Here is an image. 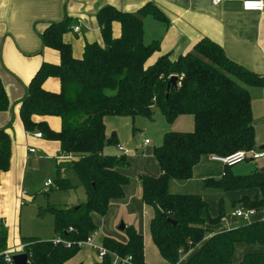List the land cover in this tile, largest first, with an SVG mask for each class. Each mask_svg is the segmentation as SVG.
Here are the masks:
<instances>
[{
    "label": "trees",
    "instance_id": "trees-1",
    "mask_svg": "<svg viewBox=\"0 0 264 264\" xmlns=\"http://www.w3.org/2000/svg\"><path fill=\"white\" fill-rule=\"evenodd\" d=\"M148 15L165 20L152 2L136 12L103 7L97 15L103 44L87 42L81 58L73 55L72 46L63 38L71 29L70 17L49 23L40 33L44 46L58 50L60 62L44 63L32 78L26 95L18 101L22 122L25 130L39 131L60 143L62 153L70 158L65 172L71 169L77 174L87 200L76 208H47L54 217L55 237H22L30 264H65L79 252L78 244L98 229L93 215L104 216L112 200L125 196L124 186L131 180L119 168L129 162L125 154L104 153L105 147L117 143L116 133L107 137L105 117H151L155 107L169 122L181 114L194 118L193 130L165 132L162 144L155 148L160 174L139 178L142 201L154 211L149 230L160 255L171 264H231L237 243L264 247V220L244 221L213 232L206 225L221 222L226 213L223 201L218 216L212 217L201 195L169 191L172 180L193 177L203 155L227 156L255 148L249 86L261 84L263 77L231 61L224 49L207 37L176 60L164 54L147 64L160 50V40L144 42ZM113 22L121 25V35L116 38ZM173 75L178 77L177 85L168 89ZM48 77L59 78V92L43 88ZM11 107L0 77V112ZM34 115L59 117L61 129L54 131L47 122L35 121ZM11 126L12 122L0 127V177L10 168L12 138L7 129ZM61 168H57L55 182L60 189H71L73 185ZM204 184L224 190L257 188L259 194L243 196L234 205L255 210L264 207V171L233 175L226 168L220 179L207 178ZM205 209L207 216L203 217ZM124 230L125 242L102 239L107 253L95 264H112L116 255L131 256L126 264H147L143 234L134 225ZM6 239L1 224L0 264H8L4 258ZM240 264H264V250L245 253Z\"/></svg>",
    "mask_w": 264,
    "mask_h": 264
},
{
    "label": "crops",
    "instance_id": "crops-1",
    "mask_svg": "<svg viewBox=\"0 0 264 264\" xmlns=\"http://www.w3.org/2000/svg\"><path fill=\"white\" fill-rule=\"evenodd\" d=\"M243 1L244 0H227L220 4H214L212 0H0V77L12 103L10 109L0 112V127L7 126L8 123L13 120L12 126L7 129L12 138L11 163L9 170L3 172L5 174L4 178L6 180L9 179L12 183L11 174H14V168L25 169V166L31 161H33L34 164H38V162L35 161L36 158V160L44 158L49 159L41 156L42 154H40L37 149L34 152L30 151V149H33L35 146L50 149L49 153H53L47 155V157H51L55 161L52 166L50 165L51 171L48 173L50 177L55 176L54 182L58 167H62V175L67 176V170L65 172V169L70 163V158L62 155L60 143L57 140H49L43 136L37 137L34 134L37 131L29 132L25 130L20 112L21 104L18 101L26 95L27 87L32 78L44 63L58 64L60 62L58 50L44 46L40 38V33L49 26V23L61 21L65 17H70L72 19L71 29L64 34L63 38L65 42L72 46V37L74 36L77 40L80 38V34L83 35L84 43L82 51H73V55L76 58H81L84 46L87 42L96 41L103 44V37L101 35L97 15L99 11L107 5H112L123 11L136 12L148 2H152L159 8L162 15L165 16V20L157 19L152 15H148L145 18L144 42L146 41L145 43L148 44L147 41H153L155 39L160 40V50L153 54L147 64L153 63L160 55L164 54H169L171 60H176L181 54H185L192 50L199 40L207 37L218 43L231 61L263 77V82L261 84L249 86V92L251 96L253 125L256 134L255 148L264 149V10L246 11L242 7ZM86 24L90 25L87 31L85 30ZM75 25L81 27L79 31L73 29ZM112 29L113 37L116 38L121 35V25L119 22H113ZM96 32L99 33V37L94 36ZM12 57L15 58L12 63L14 68L10 64ZM19 61L22 62L20 65ZM14 70L15 74L12 73ZM43 88L48 91L59 92L61 89L59 78L48 77L43 83ZM33 119L37 122H47L54 131H59L61 129V119L57 116L34 115ZM115 122L119 125L124 122L123 127L114 130L111 125ZM129 127V119L105 117V132L107 137H110L112 133H116L117 138V143L112 145L114 150H109L108 147L105 149L107 154L117 156L122 154L127 156L126 153H129V155L133 154L130 149L119 148V146L123 148V141L129 136ZM191 130L192 128L187 131ZM145 141L146 140H144L142 146H138V148L150 145L151 142L145 143ZM29 146L30 148H27ZM118 151H123V153L120 154ZM58 155L59 159L55 158ZM249 160L252 161V159ZM221 165L222 163L213 160L211 155H203L200 162L194 168L193 176L199 173L200 176H215L214 179H220L223 176H220L222 171ZM212 167H214L213 171H211ZM126 168L128 167L119 168V170L125 175L130 176L129 169ZM251 170L252 173L255 171H264V158L259 159V163L256 164L255 168L250 167L249 171ZM229 171L233 175H238L233 169L232 171L229 169ZM145 172L147 173L145 175L158 176L160 174L159 164L158 169L155 167L153 172H148L146 168ZM22 173L23 172H17L14 174V176H21L16 178L15 185L11 186L9 190L10 196L6 195L8 191L5 192L3 187H0V192L2 193L0 198V218L2 219L4 216L7 217V223L5 226L3 225L7 233V239L4 243V248L6 249L9 235L15 231L14 219L16 207L17 205L20 207L23 206L20 202L22 199L21 196L23 197L25 194L22 184L26 182V177L25 173ZM192 178L188 180L174 179L171 183H186ZM48 179L50 178H47L43 182V186ZM129 184L124 186V192L128 189V196L112 200L109 207H118L124 204L129 209V212H138L140 216L142 214L141 222L143 229L140 223L138 225L139 229H137L143 234L146 263L171 264L160 255L158 248L152 240L149 226L154 211L142 201L140 181H138L140 194L137 192V188H134L136 185L129 188ZM52 185H54V183H52L48 189H50ZM206 187L212 189L216 193L215 195L219 200V208L221 201H223L225 212L227 211L230 217L229 220H226L225 214L221 222L217 224H207L206 226L213 232L229 229L243 223L244 221L235 215L236 209L243 207H240L239 204H236L237 207H235L234 204L239 202L243 196L253 197L259 194V189L257 188L224 190L214 186ZM137 194L140 195L141 200H139ZM203 199L205 200L204 197ZM207 204L209 214L212 217L218 216L219 212L218 214L211 213L209 210V203L207 202ZM263 209L264 207L260 210L254 209L255 211L251 215L249 222L264 220ZM95 216L99 215H93V221L96 225L97 221ZM99 217L103 218L104 216ZM102 218L100 219L102 220ZM236 221L240 222L237 223ZM234 223L237 224L233 225ZM1 224L0 222V225ZM117 230L123 231L119 229V225ZM126 240L127 238H120V241L125 242ZM19 247L21 249L22 244ZM90 248L91 245H83L79 252L65 264H95L97 259L95 260L90 255L88 257L83 255V253L86 254ZM263 250L264 247L260 244L249 245L243 242L237 243L235 252L241 255L238 261L235 256V260L233 258L231 264H240L245 253L260 252ZM20 252H22V249ZM161 258H163L164 262ZM183 258H185V256L182 257L181 260H183Z\"/></svg>",
    "mask_w": 264,
    "mask_h": 264
},
{
    "label": "rangeland",
    "instance_id": "rangeland-1",
    "mask_svg": "<svg viewBox=\"0 0 264 264\" xmlns=\"http://www.w3.org/2000/svg\"><path fill=\"white\" fill-rule=\"evenodd\" d=\"M89 26L90 25L86 24V28H85L86 31L88 30ZM94 36L99 37V33L98 32L94 33ZM147 42L149 44L152 42V40ZM83 43H84V37L82 34H80V38L77 40L73 36L72 37L73 51L81 52ZM14 60H15L14 57H12L10 60L11 62L10 64L13 68L14 66L12 65V63ZM20 63L22 62L19 61V65ZM12 73L15 74V70L12 71ZM153 109L154 111L151 117L136 116L135 118L132 117L125 118L122 116H109V117H116L119 119L130 120L129 136H127L123 141V149L125 148L130 149L133 154L129 155V153H126L128 156L127 159L129 165L120 166V167L121 168L128 167L126 169H129V175H130L129 177L131 180L129 184V188L132 187L133 185H136L134 188H137V192H139V194H140V190L138 189V181L140 176L147 174L145 172V168L146 170H148V172H153V169L155 167L158 169L157 160L154 156V150L157 146H160L162 144V138L165 132L174 131V130L187 131L190 130L191 128L192 130L194 129V118L190 114L179 115L174 121L169 122L166 116L158 108L155 107ZM11 122H13V120ZM123 124L124 122L121 125L115 122L114 124L111 125V127L114 130H117V129H121L123 127ZM134 128H136V130L133 133ZM144 140H148L149 142H151L150 145L138 148V146H142ZM27 148H30V146ZM106 148L107 147H105V149ZM108 148L109 150H114V147L112 145H109ZM33 149L39 150V153L42 154L41 156L49 159L44 158V159L36 160L37 159L36 158L35 161H37L38 164H34V162L31 161L25 166V169L14 168V172H13L14 174H16L17 172L25 173L26 182L23 181L24 183L22 184V180H21V184L25 190L24 196L23 197L21 196L22 198L21 201L23 202V206L20 207L19 205H17L16 207V215L14 219L15 231L9 235V239L7 240V249L5 251L6 254L9 256L20 253L21 249L19 246L22 244V237L49 238L55 236L54 217L50 212L46 211L49 206L56 205L59 207L76 208L78 207V205L84 203L87 200L85 188L81 183L79 177L73 170L71 169L67 170V176L70 179L73 187L71 189L58 188L56 182H54L55 176L50 177L48 175V173L51 171V166L55 161L53 158L47 157V155H51L53 153H49L50 149H45L40 146H35ZM105 149H104V153H106ZM118 153L121 154L123 153V151H118ZM62 155L64 156V154ZM55 158L59 159V155ZM221 163H222L221 165L222 171L220 176L224 174L225 172L224 168L225 170L226 168H229L231 171L233 169L238 173V175H247L252 173V170L254 169L249 171L250 167L255 168L256 164L259 163V160L251 161L247 159L240 162L238 165L235 164L236 166L234 165L227 166L225 163L223 162ZM213 170L214 167L211 168V171ZM14 174H11L12 175L11 180H13L11 183L9 179L6 180L4 178L5 174L3 172L1 173L2 176L0 177V187H3V190L5 192L8 191L6 193V195L8 196H10L9 190L11 186L15 185L16 178H19L21 176V175L14 176ZM214 177L215 176L204 177V176H200L199 173L198 174L196 173L193 176V178L186 183L172 182L170 184V191L172 193H180V194H199L203 196L205 200L209 203L210 212L213 214L216 213L218 214L219 200L215 195L216 193L212 189L210 188L208 189L206 186L204 187L205 178L207 179ZM47 178H50V180H52V182L54 183V185H52L50 189L48 188L45 189L43 186V182ZM128 194L129 193L127 189L125 191V197H127ZM139 194H137V196H139V200H141ZM1 195L2 193L0 192V198ZM235 207H237V205H235ZM225 214H226L225 219L229 220L230 219L229 213L226 211ZM100 218L102 217L95 216V219L97 221L96 226L98 227V229L92 234H90V237L93 241L91 248L87 251L86 254L83 253L84 256L88 257L90 255L95 260L97 259V255L100 252V248L102 246V239L104 237H110L117 240H120V238H127L125 230L123 231L117 230L118 225L120 226L121 223H124L126 227L134 225L136 228H138V225L140 223L143 229V225L141 222L142 214L140 216L138 212L136 213L134 211L129 212V209L124 204H121L118 207L110 206L107 213L102 218V220ZM0 222L5 226V224L7 223V217L4 216L2 219L0 218ZM236 222L239 223L240 221H236ZM237 223H234L233 225H236ZM240 255L241 254L235 252L234 260L236 256L237 257L236 260L238 261ZM161 260L164 262L163 258H161Z\"/></svg>",
    "mask_w": 264,
    "mask_h": 264
},
{
    "label": "built area",
    "instance_id": "built-area-1",
    "mask_svg": "<svg viewBox=\"0 0 264 264\" xmlns=\"http://www.w3.org/2000/svg\"><path fill=\"white\" fill-rule=\"evenodd\" d=\"M212 1L214 4H220L227 0H212ZM242 7L246 11H263L264 10V0H244L242 3ZM80 28L81 27L79 25H75L73 27L75 31H79ZM34 134L37 137H42V133L39 131L35 132ZM148 142H149L148 140L145 141V143H148ZM119 148L123 149L121 146H119ZM30 151L34 152L35 150L30 149ZM211 158L215 161L223 162L227 166H233L247 159L259 160V159L264 158V149L252 148L249 150H239L227 156L211 155ZM52 183H53L52 180L48 179L44 183V188L47 189ZM21 204H23L22 201H21ZM254 211H255L254 209L237 208L235 211V215L241 218L243 221L249 222V219L251 215L254 213ZM92 242L93 241L91 237L88 236L86 240L80 242L78 245L81 247L86 244L92 245ZM66 244L70 246L69 242H67ZM21 249H22V252H24L23 247H21ZM106 253H107L106 249L103 246H101L100 252L98 253L97 258L99 260L103 259ZM4 258L8 264H13L12 256L7 255L6 251L4 252ZM131 259H132L131 256L120 257L116 255L114 260L112 261V264H126L129 261H131Z\"/></svg>",
    "mask_w": 264,
    "mask_h": 264
},
{
    "label": "water",
    "instance_id": "water-1",
    "mask_svg": "<svg viewBox=\"0 0 264 264\" xmlns=\"http://www.w3.org/2000/svg\"><path fill=\"white\" fill-rule=\"evenodd\" d=\"M109 49V47H108ZM177 76L176 75H173L168 83V89H170V87H174L177 85ZM110 142V139L107 141V144H109ZM203 217H206L207 216V210L205 209L202 213ZM169 221L171 223H173L174 225H176V221L172 220V219H169ZM126 227V225L124 223H121L120 226H119V229L120 230H124ZM12 261H13V264H30L29 263V259H28V255L27 253L25 252H20V253H17V254H14L12 255Z\"/></svg>",
    "mask_w": 264,
    "mask_h": 264
}]
</instances>
